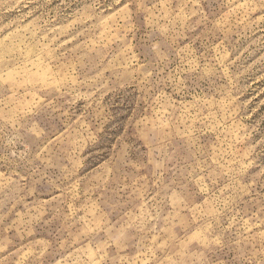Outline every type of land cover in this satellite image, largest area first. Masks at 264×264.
I'll list each match as a JSON object with an SVG mask.
<instances>
[{
    "label": "rangeland",
    "instance_id": "obj_1",
    "mask_svg": "<svg viewBox=\"0 0 264 264\" xmlns=\"http://www.w3.org/2000/svg\"><path fill=\"white\" fill-rule=\"evenodd\" d=\"M0 264H264V0H0Z\"/></svg>",
    "mask_w": 264,
    "mask_h": 264
}]
</instances>
